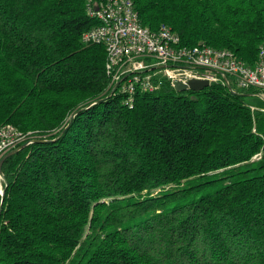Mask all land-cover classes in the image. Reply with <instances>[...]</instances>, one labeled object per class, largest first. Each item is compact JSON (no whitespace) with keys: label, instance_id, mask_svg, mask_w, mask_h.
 I'll return each instance as SVG.
<instances>
[{"label":"trees","instance_id":"1","mask_svg":"<svg viewBox=\"0 0 264 264\" xmlns=\"http://www.w3.org/2000/svg\"><path fill=\"white\" fill-rule=\"evenodd\" d=\"M132 2L182 46H264V0ZM97 24L85 0H0V123L44 142L2 166L0 264H264V103L163 81L128 109Z\"/></svg>","mask_w":264,"mask_h":264},{"label":"built area","instance_id":"2","mask_svg":"<svg viewBox=\"0 0 264 264\" xmlns=\"http://www.w3.org/2000/svg\"><path fill=\"white\" fill-rule=\"evenodd\" d=\"M85 2L88 17L98 24L84 33L82 42L104 46L108 90L118 93L128 109L134 107L137 94L153 93L163 81L172 87L176 82L186 85L191 80L207 81L264 98V46L257 63L248 66L231 51L182 46L167 26L157 30L142 26L132 0ZM35 140L30 133L0 123V161ZM5 187L0 179V197Z\"/></svg>","mask_w":264,"mask_h":264},{"label":"water","instance_id":"3","mask_svg":"<svg viewBox=\"0 0 264 264\" xmlns=\"http://www.w3.org/2000/svg\"><path fill=\"white\" fill-rule=\"evenodd\" d=\"M209 86H210V84H209V82H207V81L191 80V81H189L186 85H185V84H182V83H179V82H176V83L174 84V87H173V88L175 89L176 92H186V91L199 92V91H202V90L208 88ZM226 88H227V90H228L230 93H232V94H234V95L245 96V97H250V96H252V97H256V98H258L259 100H261V101L264 103V98H262L261 96H253V95H251V94H241V93H237V92L233 91L232 88H231L229 85H228ZM113 93H114V91H112V92L109 94V97H111ZM74 116H75V115H73V116L71 117V119L74 118ZM63 132H64V131H63ZM63 132H62V133H63ZM33 143L39 144V143H44V142L39 141V140H35V141H33ZM27 146H28V145L25 144V145L19 147L18 149L14 150V151H12V152H10V153H8L7 155H5V156L1 159V161H0V179L3 181V183H4L5 185H6V182H5V180H4V176H3V173H2V166H3L4 162H5L8 158H10L11 156H13L14 154H16V153L20 152L22 149L26 148ZM4 192H5V188H4V190H3V192H2V195H1V197H0V213H1V208H2L3 201H4Z\"/></svg>","mask_w":264,"mask_h":264},{"label":"rangeland","instance_id":"4","mask_svg":"<svg viewBox=\"0 0 264 264\" xmlns=\"http://www.w3.org/2000/svg\"><path fill=\"white\" fill-rule=\"evenodd\" d=\"M246 102L249 104V105H251V106H255V107H260V106H262V101L261 100H259L258 98H256V97H252V96H250V97H247L246 98Z\"/></svg>","mask_w":264,"mask_h":264}]
</instances>
